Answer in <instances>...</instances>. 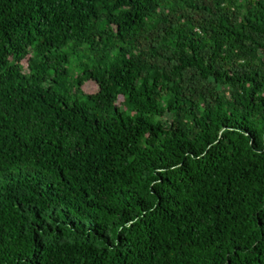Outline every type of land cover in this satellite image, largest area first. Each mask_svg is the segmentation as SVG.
Masks as SVG:
<instances>
[{
  "label": "trees",
  "instance_id": "trees-1",
  "mask_svg": "<svg viewBox=\"0 0 264 264\" xmlns=\"http://www.w3.org/2000/svg\"><path fill=\"white\" fill-rule=\"evenodd\" d=\"M0 264H264V0H0Z\"/></svg>",
  "mask_w": 264,
  "mask_h": 264
},
{
  "label": "rangeland",
  "instance_id": "rangeland-1",
  "mask_svg": "<svg viewBox=\"0 0 264 264\" xmlns=\"http://www.w3.org/2000/svg\"><path fill=\"white\" fill-rule=\"evenodd\" d=\"M73 66H78V62L73 61ZM82 89L86 94H92L97 92V85L94 82H87Z\"/></svg>",
  "mask_w": 264,
  "mask_h": 264
}]
</instances>
